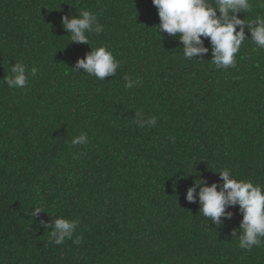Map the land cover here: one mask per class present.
<instances>
[{"label": "trees", "instance_id": "obj_1", "mask_svg": "<svg viewBox=\"0 0 264 264\" xmlns=\"http://www.w3.org/2000/svg\"><path fill=\"white\" fill-rule=\"evenodd\" d=\"M261 2L238 18L264 14ZM82 10L104 26L89 45L61 22ZM159 23L151 0H0V264H264V245L246 251L232 235L238 206L216 226L199 187L186 200L196 179L219 191L223 168L264 185V50L246 40L218 70L207 39L189 61ZM101 45L123 62L114 77L71 70ZM19 61L38 72L10 89ZM125 76L140 83L125 89ZM137 113L156 124L139 128ZM81 132L89 142L72 146ZM61 216L79 221V245L48 242L41 222Z\"/></svg>", "mask_w": 264, "mask_h": 264}, {"label": "clouds", "instance_id": "obj_2", "mask_svg": "<svg viewBox=\"0 0 264 264\" xmlns=\"http://www.w3.org/2000/svg\"><path fill=\"white\" fill-rule=\"evenodd\" d=\"M157 9L159 25L155 27L156 35L161 31L169 37L179 34V42L182 44L183 57L193 61L194 57L207 53L209 48L203 46V39L210 43L212 59L211 65L216 69H228L236 66V54L246 40L255 45V50H264V14L256 15L254 19L238 18L241 13H250L253 9L252 0H151ZM264 6V0L261 2ZM64 30L69 34L71 42L89 45V36L99 35L104 31V26L98 23V17L89 10L80 11L78 16L61 18ZM247 29L248 38L246 39ZM196 62H202L199 59ZM122 61L116 59L113 52L101 45L90 48L89 54L83 59H78L71 70L105 81V77H114L122 66ZM10 75L4 77V83L10 89H22L28 85L29 76L35 77L38 69L33 66L29 70L23 61L14 63L9 68ZM125 89H131L140 83L139 79L124 77ZM143 121V122H142ZM135 123L139 128H151L156 124V117L143 119L140 113L136 114ZM89 138L86 132H81L73 137L71 145H86ZM79 155V153H77ZM217 174L222 181L219 186L216 183L207 185V181L196 179L193 187L186 193L188 202H195L194 192L197 193L200 205L199 213L211 220L212 224L220 225L221 217L230 219L231 212H226L227 207L238 206L242 219L239 228L234 229L232 235L238 240V247L251 251L253 247L264 245V185L253 184L249 180H237L233 173L227 169H220ZM44 212L42 207H36L33 215ZM45 228L51 227L48 232V242L54 245H62L66 240H72L79 245L83 236L77 235L73 240L79 224L78 220H68L58 217L51 224L41 222Z\"/></svg>", "mask_w": 264, "mask_h": 264}]
</instances>
